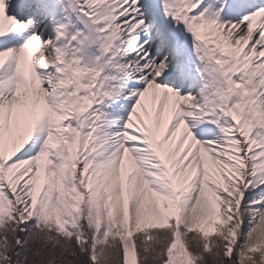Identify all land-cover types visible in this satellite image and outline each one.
<instances>
[{"label": "snow or ice", "instance_id": "snow-or-ice-1", "mask_svg": "<svg viewBox=\"0 0 264 264\" xmlns=\"http://www.w3.org/2000/svg\"><path fill=\"white\" fill-rule=\"evenodd\" d=\"M0 264H264V0H0Z\"/></svg>", "mask_w": 264, "mask_h": 264}]
</instances>
